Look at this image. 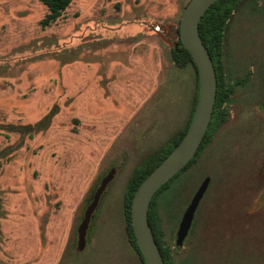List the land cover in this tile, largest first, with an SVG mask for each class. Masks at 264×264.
Instances as JSON below:
<instances>
[{"label": "rangeland", "instance_id": "374dc122", "mask_svg": "<svg viewBox=\"0 0 264 264\" xmlns=\"http://www.w3.org/2000/svg\"><path fill=\"white\" fill-rule=\"evenodd\" d=\"M187 1L70 0L41 26L40 0H0V264H128L126 181L184 126L196 92L192 65L177 67L170 53ZM232 20L233 32L241 20L261 35L264 0H242ZM256 93L252 85L245 95L252 110ZM227 125L159 194L175 264H264V183L254 190L241 178L259 146L253 132ZM257 138L264 147V131ZM115 164L79 249L85 206ZM204 177L176 247L174 231ZM212 226L232 231L204 242Z\"/></svg>", "mask_w": 264, "mask_h": 264}, {"label": "water", "instance_id": "95a60500", "mask_svg": "<svg viewBox=\"0 0 264 264\" xmlns=\"http://www.w3.org/2000/svg\"><path fill=\"white\" fill-rule=\"evenodd\" d=\"M215 1L188 0L183 8L178 22V36L181 46L188 51L196 67L198 78L196 105L191 121L180 140L140 181L131 197V228L145 264H164L147 221V211L152 196L194 157L211 118L216 93V76L211 57L199 36L198 23L206 9ZM117 166L118 164L113 165L102 177L90 202L85 206L83 217L77 227L79 249L84 245L86 230L100 195L112 178ZM208 182V177L202 179L178 221L174 231L176 247L182 245L190 229L194 211L208 186Z\"/></svg>", "mask_w": 264, "mask_h": 264}, {"label": "flooded vegetation", "instance_id": "af4514ba", "mask_svg": "<svg viewBox=\"0 0 264 264\" xmlns=\"http://www.w3.org/2000/svg\"><path fill=\"white\" fill-rule=\"evenodd\" d=\"M245 1L248 2L250 0ZM237 22L235 32L232 31L234 20L228 24L224 32L223 47L220 52L214 54V59L211 58L216 76L211 135L213 136L226 123H228L227 128L230 132L238 128L247 132H253L251 136L255 137L254 140L257 141L259 147L256 151V157L249 165L252 166L250 173L242 175L241 178L246 179V176L249 175L253 181L251 185L256 190L264 183V169L262 167L264 162V147L262 143L259 144V138H257V135L264 131V31L261 32V35L255 36L247 32V30H250L247 24L241 22V20ZM258 34L260 33L258 32ZM232 43L235 44L233 51L229 49ZM252 85L257 87L258 93L260 92L259 99H257V104L255 105L257 106V110L250 109L245 99V95ZM258 93L256 94L258 95ZM238 105H241V110L239 111H237ZM240 179L238 178L236 181ZM124 220L127 246L133 251L128 264H145L128 236L125 214ZM89 227L90 225H88L86 230L84 244L87 243ZM229 230H231V226L224 228L222 226H212L205 228L203 233H201V237L204 242H208V238L211 239L215 235L219 234L220 237L222 235H229ZM76 238L78 240V237ZM182 263L184 264V262Z\"/></svg>", "mask_w": 264, "mask_h": 264}, {"label": "trees", "instance_id": "16d2710c", "mask_svg": "<svg viewBox=\"0 0 264 264\" xmlns=\"http://www.w3.org/2000/svg\"><path fill=\"white\" fill-rule=\"evenodd\" d=\"M47 8V12L44 17L39 21L41 26L48 25L56 18L60 16L62 11L68 6L70 0H40ZM242 0H216L213 2L203 13L198 23L199 36L205 45L209 55L214 59V54L221 51L223 47V37L224 32L229 24V21L236 12V9L240 6ZM176 39L171 44L170 53L171 59L174 65L177 67H184L187 64H191L194 69L195 79H196V92L194 93V100L191 107L190 115L184 124V126L170 136L164 144L148 152L139 165L132 171L125 185L124 194V214L126 217L127 233L128 236L137 250L140 258L143 260L142 254L135 242L132 228H131V218H130V202L133 192L140 183V181L153 169L155 165L170 151V149L180 140L183 133L185 132L189 122L191 121L192 114L196 105V100L198 97V78L196 67L192 61V58L188 51L181 46L179 36H178V26L174 29ZM214 117V112L211 115L210 121L208 123L206 132L203 139L194 155V157L189 161V163L181 169L175 176L169 179L164 185H162L152 196L150 201L148 211H147V221L151 228L154 240L157 247L161 253L164 264H175L173 261V254L170 245L164 238V231L162 228V220L158 209V197L161 192H163L169 185V183L176 178L184 169H186L197 157L199 151L204 145L210 141L212 136V119ZM186 261V260H185Z\"/></svg>", "mask_w": 264, "mask_h": 264}]
</instances>
